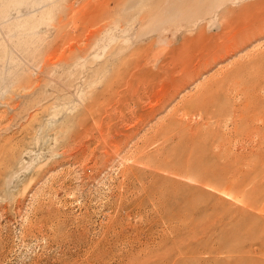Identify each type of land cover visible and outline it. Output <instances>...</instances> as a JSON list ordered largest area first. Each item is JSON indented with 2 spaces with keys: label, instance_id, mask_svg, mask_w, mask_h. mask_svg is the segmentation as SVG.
I'll use <instances>...</instances> for the list:
<instances>
[{
  "label": "rangeland",
  "instance_id": "374dc122",
  "mask_svg": "<svg viewBox=\"0 0 264 264\" xmlns=\"http://www.w3.org/2000/svg\"><path fill=\"white\" fill-rule=\"evenodd\" d=\"M0 264H264V0H0Z\"/></svg>",
  "mask_w": 264,
  "mask_h": 264
}]
</instances>
